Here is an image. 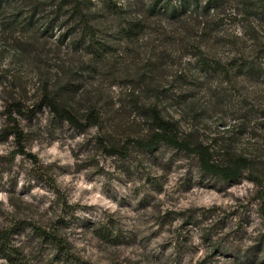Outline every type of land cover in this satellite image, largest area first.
<instances>
[{
  "label": "rangeland",
  "instance_id": "1",
  "mask_svg": "<svg viewBox=\"0 0 264 264\" xmlns=\"http://www.w3.org/2000/svg\"><path fill=\"white\" fill-rule=\"evenodd\" d=\"M85 3L95 52L77 23L45 32L50 9L26 36L9 31L11 11L0 17V230L21 264H264V187L250 171L225 182L193 154L136 144L152 138L157 107L217 162L245 156L264 172V69L226 80L200 62L256 56L264 23L152 17L153 0ZM38 229L66 241L69 259Z\"/></svg>",
  "mask_w": 264,
  "mask_h": 264
},
{
  "label": "trees",
  "instance_id": "2",
  "mask_svg": "<svg viewBox=\"0 0 264 264\" xmlns=\"http://www.w3.org/2000/svg\"><path fill=\"white\" fill-rule=\"evenodd\" d=\"M174 1L153 0L150 16L154 17L169 13L171 18L179 19L191 12L197 15L203 13L201 17L209 18V20L221 14L231 18L235 17L238 22H245L246 24L258 20L264 23V0H207L205 6L202 5L203 0H179V4L174 3ZM227 7L229 9L228 13H226ZM48 9L51 11L48 12V17H46L44 24V27H46L45 32L49 31L48 28L53 27L52 24L65 26L69 25L72 21L77 23L78 26L84 27L82 36L87 37L90 41L88 49L94 50V52L98 50L97 46L101 44L95 41L97 34L94 33V28L90 25L91 18L85 0H0V17L8 10L11 11L8 29H11L9 31L19 33L20 36H26L27 31H30L34 27V20L39 10L46 11ZM222 9L224 11L220 13L219 11ZM209 20L204 23L205 27L209 23ZM138 26L142 25H135V27ZM254 32L258 34L257 31ZM127 33L130 32L127 30L122 31L123 35ZM71 34V31L68 29L63 36L68 38L73 36ZM126 36L128 37L129 34ZM236 52V54L232 53L226 58L221 59L202 53L200 62L203 71L213 76H223L224 79L228 80L232 76H236L233 73L256 75L259 69H264V47L261 46L260 49H256L255 52L257 54L252 57H246V52ZM47 99L59 117L66 119L76 127H81L80 121L75 114L68 109H60V106L55 105L50 97ZM147 110L151 114L153 135L148 141H136L140 149L154 152L161 144H166L197 156L200 168L205 174L219 177L225 182H234L239 180L245 171H250L255 182L264 187V181H262L264 180V172L258 173L254 170L253 173L252 160L242 156L234 158L230 163L221 164L215 160L214 153L209 147L202 143L192 144L190 140H184L179 134L177 124L166 120L157 107H151ZM14 132V135L21 136L18 129H15ZM38 230H40L39 233L42 238L49 240L56 246L59 254H63L65 259H69L66 241L55 232L48 233L43 229ZM100 233H102L101 236L109 235L108 232L102 229H100ZM13 236V233L7 229L0 230V251L3 253V258L9 261L10 264H21V252L13 245Z\"/></svg>",
  "mask_w": 264,
  "mask_h": 264
}]
</instances>
